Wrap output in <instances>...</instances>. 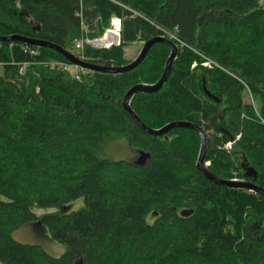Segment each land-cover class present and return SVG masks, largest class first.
Wrapping results in <instances>:
<instances>
[{"label":"trees","instance_id":"obj_1","mask_svg":"<svg viewBox=\"0 0 264 264\" xmlns=\"http://www.w3.org/2000/svg\"><path fill=\"white\" fill-rule=\"evenodd\" d=\"M262 1L0 0V37L21 35L71 52L83 27L98 38L119 18L122 45L85 47L83 59L122 67L130 63L123 59L127 44L161 30L176 33L235 77L192 69L200 58L179 48L164 87L136 94L132 110L150 129L173 122L202 127L209 170L253 181L246 177L252 168L264 190ZM169 56V47L157 44L129 73L80 71L77 80L48 67L67 63L54 51L0 43V264H264V198L209 182L196 168V132L153 137L123 108L129 89L160 80ZM238 79L260 98V117L243 102ZM121 139L151 155L145 167L104 157L106 146ZM81 198L84 209L62 212ZM52 208L58 212L34 213ZM26 226L48 228L64 254L16 241L14 233Z\"/></svg>","mask_w":264,"mask_h":264},{"label":"water","instance_id":"obj_2","mask_svg":"<svg viewBox=\"0 0 264 264\" xmlns=\"http://www.w3.org/2000/svg\"><path fill=\"white\" fill-rule=\"evenodd\" d=\"M24 16L30 20V18L28 17L26 13H24ZM0 43H11V44L18 43V44L37 47V48L49 49L61 55L64 58V60L71 66L80 68L84 71L86 70V71H90L94 73L111 74V75L126 74V73H129L137 69L144 62L149 52L155 45L164 44L168 46L170 49V56L167 60L164 73L162 77L160 78V80L153 85L138 84V85L133 86L131 89H129L127 93L125 94L124 99L122 101L124 110L129 114L131 120L140 128V130H142L143 132L153 137H159V138L164 137V139L167 140L168 139L167 135L172 130H175V129H188V130H192L196 132L200 138V150H199V155L196 161V168L199 172L203 174V176L209 182H211L212 184L218 187L234 189V190L250 191L264 198V190L255 184L257 176H256V172L254 171V169L248 168L246 170V177L248 179L253 178V181L222 179L214 175L209 170L208 168L209 164L206 163L208 138H207L206 132L203 130L202 127H199L198 125L188 123V122H173V123H169L165 125L164 127L160 129H150L149 127L143 124V122L137 117L135 112L132 110L130 103L132 99L136 96V94L138 93L146 94V95L156 94L164 87V85L168 81V78L172 71L173 64L176 61L178 54H179L178 46L174 42L170 41L169 39L157 34L156 37L144 43L139 54L132 62L122 67L106 66V65H99L95 63L86 62V61H83L77 58L70 51L63 49L58 45H55L53 43L46 42V41H41L38 39L24 37L21 35H11L8 37H0ZM138 154H139L138 155L139 157L135 165L138 167H145L148 161L151 159V155L143 151H139ZM68 210H69L68 208H65L63 212H67ZM184 214L185 213H183V215ZM76 264H82V261L78 260Z\"/></svg>","mask_w":264,"mask_h":264},{"label":"rangeland","instance_id":"obj_3","mask_svg":"<svg viewBox=\"0 0 264 264\" xmlns=\"http://www.w3.org/2000/svg\"><path fill=\"white\" fill-rule=\"evenodd\" d=\"M262 5H264V0L262 1ZM29 21L32 23L31 25H33L34 27L38 26V25H36L35 22L32 21V19H30ZM112 29H113V27H112V21H111L109 28H107L105 32H107L108 30H112ZM138 40H136L133 43H129L124 47L123 59L127 63L132 62L137 57L142 46L145 43L140 39H138ZM120 45H122V44H120ZM105 50H110V49H105ZM71 53L76 55V56L79 55V52L76 51L75 49H71ZM195 63L197 65H194ZM200 66H201V62L196 61L192 64V69H196ZM220 67L223 68L221 65H220ZM80 71H81L80 68H76V67L72 66L69 70V75L71 77H75V75L79 74ZM239 81L242 84V86L244 87L243 102L245 104H247V103L250 104L253 107L255 114H256V111L259 113L260 98L258 96H254L249 84H247L241 80H239ZM253 105H255L256 108ZM227 148H230V145H228ZM137 156L138 155L136 154V151L130 149L127 141L124 139L110 142L106 146V149L104 152V157L106 159L111 160V161H123V160L132 161ZM207 164H209V163H207ZM66 208L69 209L68 212H71V211L77 212V211L85 208V200L83 198H81ZM57 212H58V209H56V208L34 209V213L38 217H43L46 215L55 214ZM13 237L16 241H18L22 244L35 245V246L42 248L47 254H49L52 257L59 258L65 252V247L62 246L61 244L57 243L55 240H53L48 228H41V227L40 228L39 227L34 228L32 226H26V227L21 228L20 230L16 231L14 233Z\"/></svg>","mask_w":264,"mask_h":264},{"label":"built area","instance_id":"obj_4","mask_svg":"<svg viewBox=\"0 0 264 264\" xmlns=\"http://www.w3.org/2000/svg\"><path fill=\"white\" fill-rule=\"evenodd\" d=\"M133 14H134V16H140L134 12H133ZM112 27H113L112 30H108L107 32H105V34L103 36L98 37V38L88 37L87 33H86L87 30H86V28L83 27V29L81 31L82 33H81L80 39H78L74 44V49L79 52V55L78 56L75 55V56L84 61L83 52H84L85 47H90L92 49L100 50V49H111L113 47L120 46V44H121V34L120 33H121V28H122L121 20L119 18H114L112 20ZM161 31H162L161 36H163V37L169 39L170 41L174 42L178 46V48L187 49V50L191 51L192 53H194L195 55H197L200 58L201 66L204 69H207V70L221 69L222 71L227 72L224 68H221L217 62H215L211 58H209V57L205 56L204 54H202L201 52L197 51L194 47H192L189 44L182 41L177 36L176 33L168 32L165 30H161ZM26 51L28 52V50H26ZM29 53L33 56H38V52L36 50H30ZM194 65H197V64L195 63ZM27 66H28V64H24L20 67V69H19L20 75L25 74ZM48 67H50V69H52V70H59V71H62L64 73H69V70L72 66L69 65L68 63L53 61V62H48ZM81 71H84V70H81ZM227 73H229V72H227ZM229 74H231V73H229ZM231 75L233 77H235L233 74H231ZM75 78L77 80H80L79 74H76ZM253 106L255 107V105H253ZM256 114L258 117H260V115L257 111H256ZM260 121L262 124H264V121L262 119H260Z\"/></svg>","mask_w":264,"mask_h":264},{"label":"flooded vegetation","instance_id":"obj_5","mask_svg":"<svg viewBox=\"0 0 264 264\" xmlns=\"http://www.w3.org/2000/svg\"><path fill=\"white\" fill-rule=\"evenodd\" d=\"M136 154H137V155H139V154H138V152H136ZM138 157H139V156H137V157H136L134 160H132V161H130V160H128V161H127V160H123V161H125V162H128V163H131V164H134V165H135V163H136V162H137V160H138Z\"/></svg>","mask_w":264,"mask_h":264},{"label":"bare ground","instance_id":"obj_6","mask_svg":"<svg viewBox=\"0 0 264 264\" xmlns=\"http://www.w3.org/2000/svg\"><path fill=\"white\" fill-rule=\"evenodd\" d=\"M118 6V5H117ZM86 25V24H85ZM91 31V30H90ZM139 41V40H138ZM174 66V65H173Z\"/></svg>","mask_w":264,"mask_h":264}]
</instances>
